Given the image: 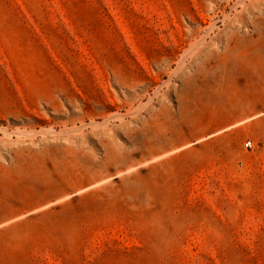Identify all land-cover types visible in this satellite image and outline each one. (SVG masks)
<instances>
[{
    "label": "rangeland",
    "instance_id": "374dc122",
    "mask_svg": "<svg viewBox=\"0 0 264 264\" xmlns=\"http://www.w3.org/2000/svg\"><path fill=\"white\" fill-rule=\"evenodd\" d=\"M0 264H264V0H0Z\"/></svg>",
    "mask_w": 264,
    "mask_h": 264
},
{
    "label": "built area",
    "instance_id": "2783aa9c",
    "mask_svg": "<svg viewBox=\"0 0 264 264\" xmlns=\"http://www.w3.org/2000/svg\"><path fill=\"white\" fill-rule=\"evenodd\" d=\"M244 146H245L246 148H251V147H252V142H251V141H246V142L244 143Z\"/></svg>",
    "mask_w": 264,
    "mask_h": 264
}]
</instances>
